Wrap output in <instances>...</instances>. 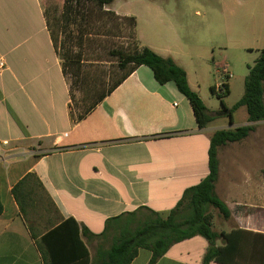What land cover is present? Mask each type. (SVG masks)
Here are the masks:
<instances>
[{
  "label": "crops",
  "instance_id": "obj_1",
  "mask_svg": "<svg viewBox=\"0 0 264 264\" xmlns=\"http://www.w3.org/2000/svg\"><path fill=\"white\" fill-rule=\"evenodd\" d=\"M63 3L56 7L59 13ZM133 4L138 10L121 11L117 0L104 9L134 17L139 45L172 58L199 96L206 85L216 87L210 86L213 80L202 66L210 55L205 56L204 50L195 54L191 48L204 42L205 36L183 41L182 27L172 22L161 4L155 0ZM47 6V0H0V264H43L38 248L41 235L68 218L98 235L107 219L140 207L168 212L185 189L208 175L209 138L227 129L210 127L212 122L199 129L188 100L172 82L158 84L145 66L77 120L50 37L49 12L56 9L48 12ZM210 30L229 36L231 26L216 23L208 25ZM212 62L219 84L225 62L214 58ZM229 125L237 127L233 121ZM233 144L217 153L214 192L230 217L224 220L225 228L220 221L216 232L239 228L264 234V169L253 175L252 169L239 167L238 153H231ZM27 174L37 177L57 210L37 212L35 238L12 193ZM26 199L43 201L34 192ZM205 241L196 236L174 244L155 264H202ZM98 242L87 243L91 264ZM150 257L149 251L140 249L131 264H148Z\"/></svg>",
  "mask_w": 264,
  "mask_h": 264
},
{
  "label": "trees",
  "instance_id": "obj_2",
  "mask_svg": "<svg viewBox=\"0 0 264 264\" xmlns=\"http://www.w3.org/2000/svg\"><path fill=\"white\" fill-rule=\"evenodd\" d=\"M113 1L64 0L58 20L48 23L55 52L61 60L63 76L65 79L70 76L68 88L72 108L75 104L78 110L76 119H83L137 68L145 66L151 70L158 84L172 82L175 85L188 100L198 128L205 129L213 117L199 94L190 88L185 71L176 65L172 58L161 57L151 49L141 47L136 39V19L121 17L104 9ZM100 19L111 23L127 22L129 32L126 39L130 41L125 45H111L105 52V57L96 55L95 58L83 60L87 42V46L94 47L93 42L86 37L99 35L94 27ZM71 26H78L80 31L77 37L80 42L77 47L80 55H72L73 51L65 45V54L60 55L55 28L61 30L62 27ZM87 30L92 32L86 33ZM88 61L93 64L107 63L114 66L116 72H121L120 76L98 96L95 95L96 84L91 86L89 76L82 75L80 71L82 63ZM224 89L222 94H216L215 87H211L209 92L216 94L223 104L222 99L229 92L227 84H224ZM74 90L84 93L85 97L76 100ZM240 107H245L249 125L212 133L208 141V175L197 185L185 189L173 209L166 213H158L147 207H140L133 212L119 214L107 219L102 233L98 235L90 233L84 226L80 227L72 218L62 220L41 235L38 248L43 264H91L87 249L89 239L99 240L92 259L95 264H131L140 249L149 251L151 257L148 264H155L171 246L196 236L202 237L207 243L202 264L211 262L264 264V234L239 228L220 233L212 229L214 216L212 211L215 210L224 220L230 217L228 207L214 192L219 174L218 150L245 140L255 131L256 122L264 121V49L261 50L254 65L249 67L242 97L228 111L226 110L230 123L232 113ZM33 192L43 201H26V196ZM12 193L19 213L24 218L32 238H35L34 222L37 212L41 209L49 210L50 207L57 212L55 206L34 174H27L13 187ZM2 212L0 198V215ZM218 241L221 242L220 245H217ZM58 246L62 251L56 249Z\"/></svg>",
  "mask_w": 264,
  "mask_h": 264
},
{
  "label": "rangeland",
  "instance_id": "obj_3",
  "mask_svg": "<svg viewBox=\"0 0 264 264\" xmlns=\"http://www.w3.org/2000/svg\"><path fill=\"white\" fill-rule=\"evenodd\" d=\"M134 0H117V7L123 10H138V7L133 4ZM172 15V22L179 25L183 29V41L195 40L197 37H203L204 42L198 44L192 50H196L195 54L204 50V55H210L207 61L202 64L204 73L208 79H212L213 83L210 86H216L218 76L214 73L212 58L218 62H225L228 71L233 74V79L226 81L229 86V92L223 97V104L217 98L216 94L209 92L210 87L207 85L201 90L207 107L213 117L210 127L225 126L227 129L236 127L230 126V117L226 114V110L235 105L243 95L244 80L248 75L249 67L253 66L260 52L264 49V0H238L239 2L229 5L227 0H155ZM47 10L51 11L52 7L56 10L49 12V22L53 23L58 20L59 10L62 5V0H47ZM58 9H57V8ZM229 8V9H227ZM214 12V13H213ZM55 13V14H54ZM220 24L223 27L227 24L231 26L229 36L225 34H215L212 30L208 31V25ZM93 30V29H92ZM92 30H90L92 32ZM99 35L88 36L93 42L94 47H89L88 42L84 49L83 60L92 59L100 55L105 57V52L113 44H126L129 26L123 22H108L105 19H100L99 23L94 27ZM55 37H57V47L60 55L65 54L64 45L73 51L72 55H80L78 46V26L55 28ZM86 31V33H90ZM80 32V31H79ZM119 36V37H117ZM125 37V38H124ZM190 45H193L190 43ZM76 59V58H75ZM198 63V62H197ZM200 63V62H199ZM81 74L89 76V83L92 86L96 84V93L99 95L112 84L121 74L116 72L114 66H109L107 63H92L91 61L82 63ZM110 72V73H109ZM211 75V77H210ZM70 76L67 77V82L70 83ZM210 77V78H209ZM217 84V85H216ZM76 100L85 97L84 93L73 91ZM200 96V97H201ZM73 110L77 113V108L73 104ZM247 113L245 107H240L232 113V121L237 127L243 125L247 121ZM231 153L237 154L239 167L253 171V175H261L260 170L264 169V121L256 122L255 131L250 138L243 140L237 144H233ZM237 167V168H239ZM240 173H235L238 176ZM213 215L217 212L212 211ZM214 219V217H213ZM220 221L224 219L219 217L212 221V229H219Z\"/></svg>",
  "mask_w": 264,
  "mask_h": 264
},
{
  "label": "built area",
  "instance_id": "obj_4",
  "mask_svg": "<svg viewBox=\"0 0 264 264\" xmlns=\"http://www.w3.org/2000/svg\"><path fill=\"white\" fill-rule=\"evenodd\" d=\"M2 66V63L0 64ZM232 77L231 73L228 71L226 66L221 67L220 71V83L215 87V91L218 94L224 93V84H226V81H228Z\"/></svg>",
  "mask_w": 264,
  "mask_h": 264
}]
</instances>
